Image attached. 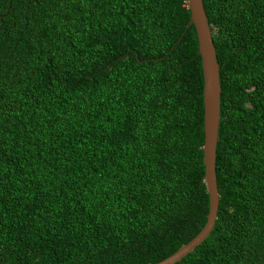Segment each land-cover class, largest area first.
I'll return each instance as SVG.
<instances>
[{
  "label": "trees",
  "instance_id": "1",
  "mask_svg": "<svg viewBox=\"0 0 264 264\" xmlns=\"http://www.w3.org/2000/svg\"><path fill=\"white\" fill-rule=\"evenodd\" d=\"M203 1L222 86L220 205L176 264H264V0ZM190 20L186 0H0V264H154L200 233Z\"/></svg>",
  "mask_w": 264,
  "mask_h": 264
},
{
  "label": "water",
  "instance_id": "2",
  "mask_svg": "<svg viewBox=\"0 0 264 264\" xmlns=\"http://www.w3.org/2000/svg\"><path fill=\"white\" fill-rule=\"evenodd\" d=\"M186 3L188 9L191 11V20L187 26V30L192 25L196 28L204 75L205 139L202 150L205 166L204 182L209 194V213L205 226L195 238L183 245L171 256L154 264H176L201 245L209 237L216 225L220 205V192L216 172L217 144L221 122L222 86L220 80V64L217 59V52L204 1L186 0ZM187 30L184 34H186Z\"/></svg>",
  "mask_w": 264,
  "mask_h": 264
}]
</instances>
